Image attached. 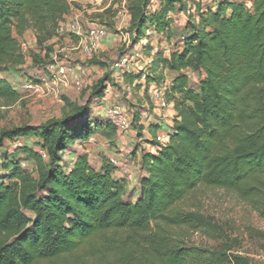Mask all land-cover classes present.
Segmentation results:
<instances>
[{
    "label": "trees",
    "instance_id": "obj_1",
    "mask_svg": "<svg viewBox=\"0 0 264 264\" xmlns=\"http://www.w3.org/2000/svg\"><path fill=\"white\" fill-rule=\"evenodd\" d=\"M150 1L141 0L134 15V45L149 31L170 42L169 15L187 8L184 0H161L159 10H149ZM219 1L214 10L195 7L181 44L169 57L157 52L151 72L132 76L131 83L145 76L148 85L176 73L168 95L176 112L167 129L170 141L157 154H143L136 201L124 198L125 180L113 178L110 163L97 171L88 154L75 153L70 167L63 165L71 142L94 134L88 118L95 100L105 96L108 75L84 106L74 105L63 119L0 133V148L36 137L47 153L45 159L32 155L37 179L16 163L4 165L9 175L0 180V264L71 258L75 264H209L204 251L182 240L183 231L200 228V220L179 205L200 187L235 193L264 217V0L250 8ZM70 9L69 0H0V71L25 65L19 37L33 31L43 43ZM196 16L199 21H192ZM45 69L30 78L38 80ZM187 70L204 75L198 90ZM17 96L0 78V100ZM159 128L151 125L150 133Z\"/></svg>",
    "mask_w": 264,
    "mask_h": 264
},
{
    "label": "rangeland",
    "instance_id": "obj_2",
    "mask_svg": "<svg viewBox=\"0 0 264 264\" xmlns=\"http://www.w3.org/2000/svg\"><path fill=\"white\" fill-rule=\"evenodd\" d=\"M94 1L88 8L97 9V11H93L90 16L83 17V23H80L84 26L90 23L93 26L103 27L107 31V36H113V41L102 52L99 50L103 43L97 53L92 56L83 57L81 49H76L74 52L63 51L70 45L72 38H76L70 32L68 25L70 26L76 16L82 12V8L74 3L68 13V20L64 18L62 20L65 21V25L61 31V37L60 29L57 30L56 27H52L44 35L45 39L41 44L33 31H28L19 37L26 61L25 65L12 71H0V78L7 79L18 95L14 100H0V133L17 127L41 126L63 119L72 112L74 105L84 106L92 94L93 87L101 78L108 75L109 81L105 96L102 101L95 100L88 118L94 134L87 140L72 141L71 148L64 153L63 165L69 168L68 164L75 158L73 155L75 153L88 154L90 166L98 171L103 164L109 163L110 159L114 158L118 166L123 164L130 166L127 168L130 171L128 174L121 169V174L125 179L132 175V178L128 179V195L134 188H137L139 183L143 154L150 151H153V154L158 153L155 152V145L149 141L157 134L149 135L151 134L150 126L158 125L159 129L168 133L165 123L167 121L173 123L176 114L173 101H171L170 108L164 112V117L154 116L158 111L153 109L154 106L150 102L146 81L140 79L133 84L131 79L142 69L145 75L152 71V63L157 52L163 51L165 57H169L171 48L181 44L183 37L187 34L186 27L190 24V15H195V7L201 5L204 11L214 10L216 8L214 4L220 1L209 3L206 0H184L187 8L169 15L172 22L170 42L164 39L167 38L166 36L162 37L149 31L145 39L136 45H134L133 38L135 34L130 30L141 0ZM160 5L161 0H151L148 9L159 10ZM177 13L182 17V24L177 23L174 26ZM192 21L198 22V16L192 18ZM54 32L58 34L52 38L53 40L44 41ZM122 34L130 37L129 44H122L120 40ZM115 35H118L117 40H115ZM77 42L73 44L77 45ZM124 58L128 60L127 77L125 76L120 81L117 80L118 73L115 69ZM55 60L64 65L66 69L73 71H66L68 76L65 84L61 83L54 93L34 92L23 88L26 78H30L29 75H37L46 65ZM83 71H89L90 75L82 74ZM156 71L157 74L160 73V70ZM185 73L190 78V86L198 90L199 82L204 75L192 70H187ZM165 75L166 73L162 77L170 90L173 77ZM78 79L86 82L83 88L76 86ZM139 83L141 86H138ZM114 106L120 107L119 116H122L129 124V128L124 132L113 125L105 115L106 111ZM137 114L140 116L138 119ZM146 143L152 146L148 148L145 146ZM42 146L43 142L36 137L6 141L0 148V180H5V177L9 175L4 165L13 163L18 164L23 171L37 179L39 170L32 155L39 154L45 159L47 153ZM137 152H140L141 161L136 159ZM5 182L9 183V180ZM137 196L138 192H135L136 199ZM179 208L195 215L200 220V228L183 231L185 236L182 240L187 246L204 251L206 259L210 260L209 264H264V217L238 198L235 193L200 187L181 203ZM73 259L71 258L66 263L53 262L51 264H75Z\"/></svg>",
    "mask_w": 264,
    "mask_h": 264
},
{
    "label": "built area",
    "instance_id": "obj_3",
    "mask_svg": "<svg viewBox=\"0 0 264 264\" xmlns=\"http://www.w3.org/2000/svg\"><path fill=\"white\" fill-rule=\"evenodd\" d=\"M209 3L216 2L217 0H206ZM232 3L236 2H243L246 6L249 8L253 5L254 0H228ZM89 4H92V0H87ZM70 32L75 34L76 36L81 37L82 39V51L87 56H92L100 49L101 44L105 40L107 33L105 28L100 26H93L87 30L83 28V26L79 22H74L70 26ZM127 68H128V60L125 58L122 59L117 65V73L118 75L117 80H123L125 75L127 74ZM73 72L71 69L68 70L64 65H61L56 60L53 61V63L48 64L46 66V69L44 71V74L38 79L34 80L31 78H27L23 84V88L28 91H34V92H43L47 91L50 93H54L56 91V88L59 87L61 83L65 84L67 81V72ZM143 81H145V76H143ZM76 86L78 88H83L86 85V82L82 79L76 80ZM168 90L169 86L167 85L166 81L164 80L161 84H155L151 83L148 84L147 92L148 97L150 98L151 104H153V109L155 111H158L159 117H164L165 111L169 109L170 107V101L168 98ZM120 107L114 106L109 108L108 111H106V116L111 121L113 125L118 127V129L121 130V132H124L129 128V124L126 122V120L120 115ZM164 130L159 129L157 131V134L154 138L156 143V150L155 152L160 151L163 147H165L169 143V135L166 131L162 132ZM109 163L113 166L118 167V162L116 159L111 158Z\"/></svg>",
    "mask_w": 264,
    "mask_h": 264
},
{
    "label": "crops",
    "instance_id": "obj_4",
    "mask_svg": "<svg viewBox=\"0 0 264 264\" xmlns=\"http://www.w3.org/2000/svg\"><path fill=\"white\" fill-rule=\"evenodd\" d=\"M70 1V3H71V6H72V3H74L76 6H80V8H82V12H80L77 16H76V18L72 21V23L71 24H73V22H82V20H83V17L85 18V16L87 15V16H90V14H92V12L94 11V12H96L97 11V9H89L88 8V6L90 5L88 2H87V0H69ZM92 1H94V0H92ZM94 3H95V1H94ZM80 4V5H79ZM93 4V3H92ZM68 18H69V14H67L65 17H64V19L65 20H68ZM181 15H179L178 13L175 15V21H174V26L175 25H177V23H180V25L182 24V21H181ZM89 21H90V19H89ZM178 21V22H177ZM83 23V22H82ZM71 24H70V26H71ZM81 24V23H80ZM60 32H59V34H60V37H61V31H63V27H64V25H65V21H61V23H60ZM82 25V24H81ZM69 25H68V27H70ZM83 26V28L85 29V30H87V29H89V28H91V27H93V24H91L90 25V23L87 25V26H84V25H82ZM62 29V30H61ZM75 35V34H74ZM75 37L76 38H72L73 40H72V42L70 43V45H68L67 46V48L66 49H63V51H66V52H70V51H75L76 49H81V54H83V57H86V55L84 54V52L82 51V44H83V42H82V39H81V37H79V36H76L75 35ZM115 37V40H117V38H118V35H115L114 36ZM133 37V36H132ZM134 38V37H133ZM129 39H130V37L127 35V36H124L123 34H122V37H120V40H121V42H122V44H129ZM53 40V39H52ZM51 41V40H50ZM75 41H78L77 43V45H74L73 43L75 42ZM113 41V36H111V35H108L107 36V38H106V40L103 42V46L101 47V49L99 50L100 52H102L103 51V49L104 48H106L111 42ZM128 42V43H127ZM82 74H86V75H90V72L89 71H86V72H84L83 71V73ZM170 74V75H169ZM175 75H176V73H172V72H166V76H170V77H175ZM109 100V99H108ZM158 114V113H157ZM154 116H156V115H154ZM173 125V123H170V122H168L167 121V123H165V126H166V128L168 129V127L170 128L171 126ZM165 129V128H164ZM150 136H153L154 135V133H151V134H149ZM149 141H153V139H149ZM152 145H154L153 143H152ZM152 145H150L149 143H146L145 144V146H147L148 148H150ZM155 147V146H154ZM153 150V149H152ZM120 151H122V148H120ZM151 153H154L153 151H150ZM137 155V160L138 161H141V156H140V152H137V154H135V156ZM130 166H127L126 164H123L122 166L120 165V166H118V167H116L115 168V170H114V172H113V174H114V176H113V178L114 179H117V180H121V179H124L125 180V190H124V197L126 198H129V195L131 194V193H133L132 194V196L130 197V199H132L133 201H136V198H135V193L133 192V190L135 189H133L132 191H131V193H129L128 195H127V191H129V187H128V183H129V180L128 179H131L132 178V175L131 176H128V178L127 179H125L123 176H122V171H121V169H124L123 171L125 172V174H128L130 171H128L127 170V168H129ZM130 175V174H129ZM141 176H142V172H141V175H140V178H141ZM140 178H139V181H140ZM128 180V181H127ZM127 185V186H126ZM139 187V183H138V185H137V188ZM136 188V189H137ZM136 195H137V193H136ZM138 197V196H137Z\"/></svg>",
    "mask_w": 264,
    "mask_h": 264
}]
</instances>
